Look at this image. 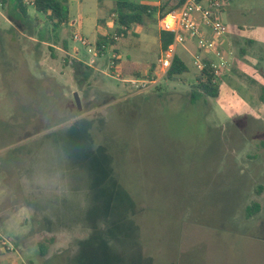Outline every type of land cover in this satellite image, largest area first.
<instances>
[{
	"label": "rangeland",
	"instance_id": "obj_1",
	"mask_svg": "<svg viewBox=\"0 0 264 264\" xmlns=\"http://www.w3.org/2000/svg\"><path fill=\"white\" fill-rule=\"evenodd\" d=\"M118 1L165 10L116 39ZM179 1L72 0L53 30L0 0V264H264V0H222L231 71L194 102L195 42L178 47L185 79L161 77L159 18ZM76 31L116 39L88 78ZM152 68L143 92L115 78Z\"/></svg>",
	"mask_w": 264,
	"mask_h": 264
},
{
	"label": "built area",
	"instance_id": "obj_2",
	"mask_svg": "<svg viewBox=\"0 0 264 264\" xmlns=\"http://www.w3.org/2000/svg\"><path fill=\"white\" fill-rule=\"evenodd\" d=\"M24 3L30 8L35 7V0H24ZM224 9L222 0H186L178 10L169 11L160 16L158 23L160 31L174 35L173 44L167 50L162 51L160 59L162 78L165 79L175 56L178 55V47L193 41L199 48V53L193 58L195 68L198 71L202 70L205 60L209 59L212 61L211 67L215 81L218 83L224 81L231 71L230 58L233 55V52L225 47L230 28L222 19ZM113 16L116 17V14ZM72 38L75 44H79L86 50L88 59L80 61L90 68L97 66L98 60L109 48L104 46L103 51L100 50L97 40H91L79 31L74 32ZM115 38L119 39L120 37L116 34ZM112 52L109 69L115 72L119 67L121 55L115 50ZM115 78L130 84L136 92H143L158 82L159 75L158 77L153 75L147 79L135 77L127 79L121 73H116ZM8 250L13 249L8 247Z\"/></svg>",
	"mask_w": 264,
	"mask_h": 264
},
{
	"label": "trees",
	"instance_id": "obj_3",
	"mask_svg": "<svg viewBox=\"0 0 264 264\" xmlns=\"http://www.w3.org/2000/svg\"><path fill=\"white\" fill-rule=\"evenodd\" d=\"M185 1L186 0H180L178 5H176L175 7H171L169 11L178 10ZM2 2L4 4H7L5 8L9 7V11L18 19L26 21L30 18V7H28L24 3V0H2ZM155 6L151 4L136 3L132 1H118L112 12V15L116 14L115 24L118 25L116 29L117 36H127L135 26H143L147 23L148 19L154 18V15L158 12L159 9L165 10L164 7L158 8V6ZM33 9L36 11V13L45 14L46 16H48L53 26V30L69 24V0H35V7ZM160 40L162 51H165L173 44L174 35L169 32H161ZM97 43L99 49L102 51L104 46L111 47L116 46L117 44L115 39L104 36H99ZM211 62V60L206 59L204 68L198 71L196 75L197 89L191 93V99L193 102L197 101L199 97L205 99H217L221 95L222 83H218L215 81ZM71 64L73 68H77V66L85 67L88 70L86 74V78H88L90 73L89 71L92 70L90 67L77 60L71 61ZM154 73L155 68H152L148 75V78H151ZM188 73H190L188 64L185 62V60H183V58H181L179 55H176L171 68L165 76V79L171 82L183 81ZM135 74L136 77H142L140 73ZM261 101H264V92L263 95H261ZM262 189L263 188L260 187V190H258L259 194H261ZM261 210L262 205L259 202H254L247 207L246 217L249 219L253 218L258 213H260ZM54 242L55 237H46L44 241L40 243V252L43 256L46 255L50 245H52Z\"/></svg>",
	"mask_w": 264,
	"mask_h": 264
},
{
	"label": "crops",
	"instance_id": "obj_4",
	"mask_svg": "<svg viewBox=\"0 0 264 264\" xmlns=\"http://www.w3.org/2000/svg\"><path fill=\"white\" fill-rule=\"evenodd\" d=\"M71 2H72V0H69V6H70V11H71ZM83 2H84V0H79V5L80 6H82L83 5ZM69 18H70V21H69V26H71V14H70V12H69ZM82 21H81V23L80 24H78V27H77V29H82ZM83 33V32H82ZM85 37H87V38H89V39H91V40H93L94 38H96V31H95V34L92 36V37H89V36H86L85 34H83ZM99 38V37H98ZM72 39V42H73V38H71ZM98 40V39H97ZM74 43V42H73ZM69 46H71L70 45V43H67L66 41H64L63 42V46H62V48H58L60 51H66V53L69 55V56H72V58H76L77 59V61H80L81 59H78V56H80V50H78V48L77 47H75L74 48V53H75V55H76V57H74V55H72L70 52L68 53V51H69ZM73 59V60H74ZM75 59V60H76Z\"/></svg>",
	"mask_w": 264,
	"mask_h": 264
},
{
	"label": "water",
	"instance_id": "obj_5",
	"mask_svg": "<svg viewBox=\"0 0 264 264\" xmlns=\"http://www.w3.org/2000/svg\"><path fill=\"white\" fill-rule=\"evenodd\" d=\"M74 97H75V100H76V104L78 106V109L79 110H82V105H81V100H80L79 94L78 93H75Z\"/></svg>",
	"mask_w": 264,
	"mask_h": 264
}]
</instances>
